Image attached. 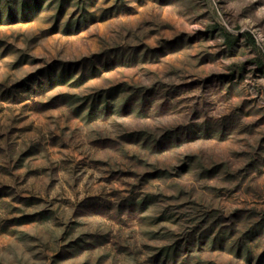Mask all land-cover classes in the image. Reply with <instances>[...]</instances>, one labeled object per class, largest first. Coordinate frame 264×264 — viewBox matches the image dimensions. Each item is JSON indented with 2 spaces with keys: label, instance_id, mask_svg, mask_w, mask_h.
<instances>
[{
  "label": "rangeland",
  "instance_id": "obj_1",
  "mask_svg": "<svg viewBox=\"0 0 264 264\" xmlns=\"http://www.w3.org/2000/svg\"><path fill=\"white\" fill-rule=\"evenodd\" d=\"M0 264H264V0H0Z\"/></svg>",
  "mask_w": 264,
  "mask_h": 264
}]
</instances>
